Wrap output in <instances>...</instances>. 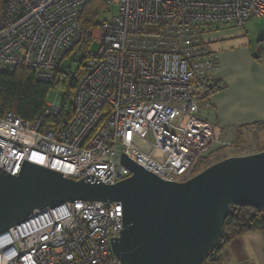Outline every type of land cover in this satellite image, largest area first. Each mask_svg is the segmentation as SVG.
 <instances>
[{
	"label": "built area",
	"instance_id": "2783aa9c",
	"mask_svg": "<svg viewBox=\"0 0 264 264\" xmlns=\"http://www.w3.org/2000/svg\"><path fill=\"white\" fill-rule=\"evenodd\" d=\"M91 0H4L0 73L30 70L51 82L79 40L78 22ZM116 13L91 32L86 73L70 100L45 103L33 121L0 116V172L19 176L25 162L74 181L115 185L131 176L121 157L162 181L184 183L200 161L224 147L221 130L201 121L216 57L202 37L241 28L264 15V0H105ZM61 96V95H60ZM123 229L119 203L67 202L35 212L0 234V264H121L111 242Z\"/></svg>",
	"mask_w": 264,
	"mask_h": 264
},
{
	"label": "water",
	"instance_id": "95a60500",
	"mask_svg": "<svg viewBox=\"0 0 264 264\" xmlns=\"http://www.w3.org/2000/svg\"><path fill=\"white\" fill-rule=\"evenodd\" d=\"M121 164L131 176L115 185L65 179L28 162L19 176L0 172V234L67 202L119 203L123 229L111 251L121 264H202L230 206L264 211V151L225 158L179 184L124 156Z\"/></svg>",
	"mask_w": 264,
	"mask_h": 264
},
{
	"label": "crops",
	"instance_id": "0c3cea01",
	"mask_svg": "<svg viewBox=\"0 0 264 264\" xmlns=\"http://www.w3.org/2000/svg\"><path fill=\"white\" fill-rule=\"evenodd\" d=\"M218 28L229 31L223 32L227 33L221 35L224 37L204 42L217 66L206 99L208 107L199 108L197 116L221 130L222 144L232 145L241 130L264 125V59L255 60L256 42L264 36V15L241 28ZM220 264H264V236L250 232L235 239L224 248Z\"/></svg>",
	"mask_w": 264,
	"mask_h": 264
},
{
	"label": "trees",
	"instance_id": "16d2710c",
	"mask_svg": "<svg viewBox=\"0 0 264 264\" xmlns=\"http://www.w3.org/2000/svg\"><path fill=\"white\" fill-rule=\"evenodd\" d=\"M3 1L0 0V13ZM101 4L106 5L105 0H91L83 7L78 22L79 40L64 58L72 51L86 52L91 41V31L97 26L95 6ZM261 59H264V36L256 42L255 60ZM76 84L77 79L62 73L60 65L54 79L49 83L37 81L30 70L18 69L12 74L0 73V116L5 112H12L22 120L33 121L42 112L50 90L56 89L62 97V110L58 117L47 120L55 123L53 127L58 130L71 118L70 100ZM237 141H239V133L235 142ZM261 151L264 149L257 153ZM250 232H258L264 236V211L250 207L230 206L220 240L202 264H220L224 248L235 239Z\"/></svg>",
	"mask_w": 264,
	"mask_h": 264
},
{
	"label": "rangeland",
	"instance_id": "374dc122",
	"mask_svg": "<svg viewBox=\"0 0 264 264\" xmlns=\"http://www.w3.org/2000/svg\"><path fill=\"white\" fill-rule=\"evenodd\" d=\"M96 25H100L103 21H107L113 17L116 13V8L110 5H97L95 6ZM217 28H214V30ZM213 30V32L206 34L202 37L203 42H207L210 40H215L219 38L221 35H225L229 30L220 29ZM226 30V31H225ZM92 32V31H91ZM234 32V31H230ZM224 37V36H221ZM89 50L94 52L97 50V44L92 43L89 47ZM84 51H72L70 52L61 62L60 71L66 74L69 77H74L77 79L81 78L86 73V58H84ZM60 92L56 89L50 90L46 102L47 103H55L59 98ZM261 149H264V125L252 126L250 128L241 130L239 133V141L234 142L232 145L220 147V145L210 151L200 162L198 166V174L200 171L207 168L209 165L216 163L217 161L224 160L228 158L230 155H241L245 156L249 153H255ZM236 156V157H238ZM234 157V156H230ZM261 234V233H260Z\"/></svg>",
	"mask_w": 264,
	"mask_h": 264
}]
</instances>
